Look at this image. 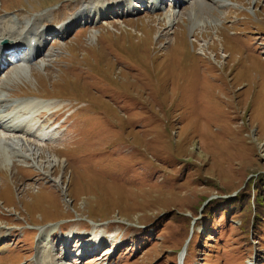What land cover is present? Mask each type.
<instances>
[{
    "label": "rangeland",
    "instance_id": "374dc122",
    "mask_svg": "<svg viewBox=\"0 0 264 264\" xmlns=\"http://www.w3.org/2000/svg\"><path fill=\"white\" fill-rule=\"evenodd\" d=\"M118 1L0 0V28L14 39L29 20L24 33L56 29ZM227 1L198 0L196 30L194 3L89 21L41 49L28 80L13 65L0 75L9 99H62L30 98L55 110L43 127L59 118L58 140L30 139L58 170L0 166V264H177L185 245L186 264H264V0ZM55 225L33 241V227ZM77 230L99 245L61 244Z\"/></svg>",
    "mask_w": 264,
    "mask_h": 264
},
{
    "label": "bare ground",
    "instance_id": "6f19581e",
    "mask_svg": "<svg viewBox=\"0 0 264 264\" xmlns=\"http://www.w3.org/2000/svg\"><path fill=\"white\" fill-rule=\"evenodd\" d=\"M128 1L129 0H119L116 3H111V5L106 4V3L100 4V2H97L96 4H92V5H90L89 3L86 5V7L82 8L81 11L79 10L80 13L76 14L74 18H70V20L67 23L62 24L58 28L60 29L59 33L60 35H63L67 31V29L70 27V25L77 23V21L79 20H83L86 22L88 21L95 22L97 19L105 18L103 17V15L107 12L110 14H116L117 11L122 12L124 8L123 5L127 3ZM155 1L157 2V4L162 2V0H155ZM173 2L177 4L180 2V0H173ZM181 2H182L181 7L177 11L178 14H180L181 12L180 10L186 7L187 4L194 3L191 8L193 11H195V13H191L189 15L190 18L188 20V25H189L190 30H196L199 27L200 22L202 21L204 22V20H200L199 18L201 16V12H202L201 10L207 9V6H205V4L198 3V0L197 1L196 0H182ZM218 2L219 4L217 5V7L224 8V7L230 6L227 0H218ZM94 6L98 8L94 9L93 8ZM132 6L136 9L140 8L139 5L136 7L134 4H132ZM213 6L214 5L209 6L208 8L213 10L214 9ZM177 13H174L172 15L171 13L170 15L166 14L165 18L163 19L164 20L163 24H165L166 26L167 25L170 26L174 24L175 18L177 17L176 15ZM214 22L215 21H213L212 23ZM208 24L211 26L210 21L208 22ZM142 26L145 29H152L154 27L153 23L151 24L149 22L143 23ZM15 27L18 28V30L16 31H18V33L20 32V34L17 35L16 38L14 39L11 38L12 31L10 30L3 31V29L0 28V40L4 38H9L11 39L12 45H14V47H16L17 49L18 48L25 49L22 51V55L19 58V60H14L12 63L9 62V64L10 65L14 64L15 69H13L14 70L13 77L15 79H17L18 81L28 80L29 78H31V75L29 74V68H26L27 66L25 64L29 63L30 57L36 54L37 49L38 50L42 49L44 44H46L47 41L45 40L44 35H46L49 32V29L46 26H41V27L35 28L33 33H30L29 31L27 33H24V30L31 27V25L29 26V22L25 23L22 26H19V27L15 26ZM50 32H52V30ZM92 38H94L93 35H92ZM6 57L7 55L5 51L0 47V58H1L0 66L2 65L1 63L2 60ZM7 82L9 81H6L4 83L7 84ZM1 87L3 89L6 86L3 85ZM1 87H0V125H1L0 127V166H2V168H4L5 170L6 169L10 170L7 167L12 166L13 164L12 160H15V158H17L18 163L22 165H26L27 161H31L32 164L30 165H32L37 171H39L43 175L46 174L48 176L52 174L53 171H57L62 163L60 159L58 158V156L52 155L50 153L45 154L46 152L44 151V148L39 147L31 143L30 141V139H33V140L43 139L41 141L49 143L55 140L56 137L52 138V134H54L53 131L54 129H56V127L52 129H48V128L43 127L41 123H39L40 122L39 120H43V118L45 117L42 114L48 113L51 109H53V107L52 106L47 107L48 104L44 105L42 101H40L41 103L38 104L40 106H37L36 102L30 98L25 99V100L9 99V96L7 95V93H5L1 89ZM52 112H55V110ZM46 116L49 117L51 115H46ZM35 117L38 120H36ZM7 137H16V139L10 143V142H7V140L9 139ZM45 162L47 166L44 165ZM57 226L58 225L49 226L47 229L44 227L39 229V236L37 239L40 245H43L44 241L48 238L47 232L48 231L53 232L54 229H57ZM73 237L70 236L69 239H72ZM80 240L81 239H79L78 242ZM182 256H183V253H182Z\"/></svg>",
    "mask_w": 264,
    "mask_h": 264
},
{
    "label": "trees",
    "instance_id": "16d2710c",
    "mask_svg": "<svg viewBox=\"0 0 264 264\" xmlns=\"http://www.w3.org/2000/svg\"><path fill=\"white\" fill-rule=\"evenodd\" d=\"M126 94H128V93H126ZM127 98H129L130 99V101H131V103H135V102H139V101H137L136 99H134L133 97H132V95H130V94H128V97Z\"/></svg>",
    "mask_w": 264,
    "mask_h": 264
},
{
    "label": "water",
    "instance_id": "95a60500",
    "mask_svg": "<svg viewBox=\"0 0 264 264\" xmlns=\"http://www.w3.org/2000/svg\"><path fill=\"white\" fill-rule=\"evenodd\" d=\"M8 43H9V42L5 41V42L3 43V45H8ZM208 199H209V198H208Z\"/></svg>",
    "mask_w": 264,
    "mask_h": 264
}]
</instances>
